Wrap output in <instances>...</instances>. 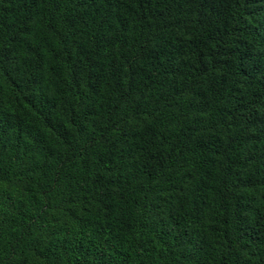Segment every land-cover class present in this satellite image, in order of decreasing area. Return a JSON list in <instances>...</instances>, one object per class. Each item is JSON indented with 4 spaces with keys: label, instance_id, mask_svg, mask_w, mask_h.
I'll return each mask as SVG.
<instances>
[{
    "label": "trees",
    "instance_id": "1",
    "mask_svg": "<svg viewBox=\"0 0 264 264\" xmlns=\"http://www.w3.org/2000/svg\"><path fill=\"white\" fill-rule=\"evenodd\" d=\"M0 264H264V0H0Z\"/></svg>",
    "mask_w": 264,
    "mask_h": 264
}]
</instances>
